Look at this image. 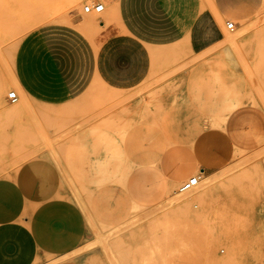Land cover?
Masks as SVG:
<instances>
[{"label":"rangeland","instance_id":"rangeland-1","mask_svg":"<svg viewBox=\"0 0 264 264\" xmlns=\"http://www.w3.org/2000/svg\"><path fill=\"white\" fill-rule=\"evenodd\" d=\"M96 3L104 4L102 12L84 11ZM107 10V0H0V99L18 93L8 64L23 38L39 28L68 25L76 14L97 30ZM247 18L225 19L236 24L225 27L224 40L209 48L208 59L183 44L167 46L149 57L145 76L132 87L111 92L84 79L75 99L95 85L86 102L75 105L73 99L37 111L31 106L32 152H41L61 175L56 196L34 209L60 212L51 219L60 240L56 249H71L52 256L38 233L33 264H264V0ZM118 99L125 101L114 106ZM124 107L131 113L119 111ZM120 116L123 125L129 122L126 129ZM117 118L121 131L114 129ZM111 140L120 149L106 168L98 158ZM117 165L127 170L122 176ZM196 174L199 188L179 191ZM24 216L17 222L36 230L40 217ZM162 216L193 219L184 242L160 238L145 245L153 233L165 234ZM177 244L184 248L172 255Z\"/></svg>","mask_w":264,"mask_h":264},{"label":"crops","instance_id":"crops-1","mask_svg":"<svg viewBox=\"0 0 264 264\" xmlns=\"http://www.w3.org/2000/svg\"><path fill=\"white\" fill-rule=\"evenodd\" d=\"M261 4L262 0H107L106 21L100 20V29L92 28V36L78 27L83 24L76 14L68 25L39 28L23 38L8 67L24 102L18 106L19 99H0V264H33L38 233L49 242L52 256L71 250L56 249L60 240H55L51 219L60 212L34 209L56 196L61 175L51 160L33 155L31 106L37 111L72 101L84 79L86 84L99 78L110 87H132L145 76L149 57L162 55L165 51L159 49L167 46L183 44L200 60L208 59L209 48L224 40L228 23L236 24L225 19L247 20ZM26 214L40 217L36 230L17 222Z\"/></svg>","mask_w":264,"mask_h":264},{"label":"bare ground","instance_id":"bare-ground-1","mask_svg":"<svg viewBox=\"0 0 264 264\" xmlns=\"http://www.w3.org/2000/svg\"><path fill=\"white\" fill-rule=\"evenodd\" d=\"M56 20V19H55ZM54 20V21H55ZM66 22H69V20H67ZM83 32H84V34H86L87 36H92L93 35V31H92V28H89L90 26H87V25H79L78 26ZM96 82H98L103 88H105V89H111V92H114L115 90H118L117 88H115V87H110V86H107L105 83H103L102 81H101V79H99V78H96ZM94 86L95 85H92L91 87V89H89V91H87L86 93H84V94H82L81 96H79V97H77L75 100H74V102H73V104H75V105H80V104H82L83 102H86V100L88 99L87 98V94H91V93H93L92 91H95V89H94ZM19 90V89H18ZM104 92V91H103ZM103 92H101V94H103ZM108 94V93H107ZM106 93L104 94V96L105 97H107L108 95H107ZM113 96V95H112ZM109 97V96H108ZM117 96H115V98H116ZM110 98V97H109ZM114 98V99H115ZM108 99V98H107ZM111 99V98H110ZM118 100H120V101H118ZM117 100V102L115 101V105L114 106H118L117 104H120L121 102H123V101H125V100H121V99H118ZM120 102V103H119ZM124 103V102H123ZM232 104H233V102H232ZM123 106V105H122ZM231 107H233V106H231ZM132 109V108H131ZM109 110H111V108L109 109ZM108 110V111H109ZM121 110H123V112L125 111V114L124 115H126V113L128 114V113H131L130 111H128V109L126 110V107H124V108H122V109H120L119 111L121 112ZM108 111H106V112H108ZM105 112V113H106ZM122 112V113H123ZM135 112V111H134ZM112 113V112H111ZM111 113H110V115H111ZM119 113V112H118ZM109 115V116H110ZM218 115V114H217ZM105 116V115H104ZM112 116V115H111ZM121 117V116H120ZM128 117H130V116H128ZM221 117V116H220ZM103 118V117H102ZM108 118V117H107ZM119 118V117H118ZM116 119V120H118V122H117V124L115 123V127H114V124L113 123H111V127H114V129L116 130V127H117V129H119V130H116V131H121V129L120 128H118V123H120V122H122L121 123V128L123 127L124 129H126L125 127H126V125H129L128 123L129 122H127L126 123V125H123V121H125L126 122V118H122V121H120L119 122V119ZM215 118V117H214ZM219 118V117H218ZM224 118H227V117H222V121H224L225 119ZM114 120V119H112V117H110L108 120ZM213 119V118H212ZM214 120V119H213ZM219 120V119H218ZM128 121H129V119H128ZM226 121V120H225ZM114 122V121H113ZM220 122H221V118H220ZM103 123V122H102ZM210 123V122H209ZM213 123V122H212ZM113 124V125H112ZM211 124V123H210ZM211 125H213V124H211ZM214 125H216V123L214 124ZM96 126V125H95ZM98 126H96V127H94V128H96V130L99 128H97ZM214 127V126H213ZM93 128V131H95V129ZM100 129V128H99ZM98 129V130H99ZM93 131H92V133H93ZM124 131V130H123ZM196 132V131H195ZM119 133V132H118ZM175 133V132H174ZM192 133V132H191ZM123 134V137L125 136L124 134V132L122 133V132H120V134H118V135H122ZM168 134V133H167ZM176 134V133H175ZM175 134L173 135V139H175L174 137H178V136H175ZM196 134V133H195ZM194 134V135H195ZM178 135V134H177ZM111 136V135H110ZM106 138V140L109 138L108 137V135L107 136H105ZM108 137V138H107ZM120 137V136H119ZM112 138H113V136H112ZM167 138V137H166ZM185 138V137H184ZM187 138V137H186ZM189 138V137H188ZM194 138V137H193ZM121 140H122V143L124 142L125 143V141H123V140H125L124 138L122 139V137L120 138ZM109 140H110V138H109ZM113 141L115 140V139H112ZM110 141L109 142V144H111V146H110V148L108 147V145H107V149L106 148H104V153H103V155L102 156H100L99 158H98V161L99 162H101V165H103V166H105L106 168H110V165H111V161L113 160V159H116V156L114 155V153H116V150L118 151L119 149H115V148H113L112 147V145H116L113 141ZM181 140V139H180ZM179 140V141H180ZM108 141V140H107ZM187 141H189L188 139H187ZM100 143H101V140L99 141ZM166 142V141H165ZM164 142V143H165ZM121 143V142H120ZM105 144H106V141H105ZM164 146V145H163ZM120 147V146H119ZM115 150V151H114ZM161 150V149H160ZM159 150V151H160ZM50 155H51V157L53 158V159H55V160H57V162H59L60 163V158H59V156H58V154H57V152L55 151V150H51L50 152ZM42 153L41 152H39V151H37V152H34V154L33 155H41ZM157 154H159L158 152H157ZM156 156V155H155ZM158 157V156H157ZM153 158V157H152ZM151 158V159H152ZM123 159V158H122ZM132 159V158H131ZM143 159V158H142ZM146 159V158H145ZM121 160V159H120ZM124 160V159H123ZM127 160H128V157H127ZM127 160H126V162H127ZM137 160H138V158H137ZM122 161V160H121ZM130 161V160H129ZM132 161V160H131ZM145 161V160H144ZM125 162V161H124ZM125 162V166L127 165V168H128V163H126ZM146 162H147V159H146ZM123 163V162H122ZM136 163V162H135ZM131 166V165H130ZM117 169H121L122 168V165H120V166H118L117 165ZM119 167H121V168H119ZM124 167V166H123ZM126 168V169H127ZM130 169V168H129ZM122 170L123 171H127V170H125V169H121V172L119 171L118 173H119V175H121L120 173H123L122 172ZM196 175H198L199 176V178H201V175L200 174H196ZM122 176V175H121ZM123 176H124V174H123ZM125 179V178H124ZM121 180V179H120ZM199 181H200V179H199ZM199 186H200V183L198 182L195 186H193L191 189H189V191L188 192H191V191H193V190H195V189H197V188H199ZM179 191H181L180 190V187H179ZM185 191H187V190H185ZM133 208H136L137 207V204L136 203H134L133 204V206H132ZM133 211L132 212H135L134 211V209H132ZM137 211V210H136ZM148 211H150V210H148ZM146 212V211H145ZM145 212H143V213H145ZM187 212V211H186ZM185 212V213H186ZM143 213H142V215H143ZM185 213H184V216H185ZM149 214V213H148ZM189 214V213H188ZM136 215V214H135ZM134 215V216H135ZM147 215L145 214V217H146ZM137 217V216H136ZM144 217V218H145ZM163 217V216H162ZM163 218H165V217H163ZM187 218V217H186ZM156 219V218H155ZM154 218H153V220H155ZM162 219V218H161ZM170 219H171V217H170ZM193 222V219L191 218L190 220H188V219H184V218H181V217H176L175 219H171V220H169L167 217L165 218V220H164V222H162V223H165V224H167L166 226H165V229H164V225H162L161 224V222H159V226L161 227V228H163L164 230H162V231H165V234H164V232L162 233L161 232V234H159V235H157L156 233H153L152 235H153V237L149 240V241H146L145 242V245L146 246H148L149 244H151V243H156L160 238H165V239H167V238H173V239H177V240H182V242H184V238H186L185 237V229H186V227H188L189 225H191L192 224V222ZM148 226V225H147ZM154 226V225H153ZM149 227H151V226H149ZM160 228V229H161ZM147 230H149V228H146ZM187 229H189V228H187ZM146 230V231H147ZM148 233V232H147ZM160 233V232H159ZM156 236V237H155ZM178 246H180L179 248H178V250L177 249H175V250H171V254L172 255H180L181 254V252H182V249L184 248V245L183 244H177ZM145 246V247H146ZM181 249V250H180Z\"/></svg>","mask_w":264,"mask_h":264},{"label":"built area","instance_id":"built-area-1","mask_svg":"<svg viewBox=\"0 0 264 264\" xmlns=\"http://www.w3.org/2000/svg\"><path fill=\"white\" fill-rule=\"evenodd\" d=\"M105 6L103 3H96L94 5H86L84 6V11L87 13H90L91 11H96V12H102L104 10ZM234 23L230 22L228 23L227 27H232ZM7 98L10 100L12 103H16L19 99L18 93L15 90H11L7 94ZM199 176L194 175L182 182L180 185V190L185 191L191 189L193 186H195L199 182Z\"/></svg>","mask_w":264,"mask_h":264}]
</instances>
